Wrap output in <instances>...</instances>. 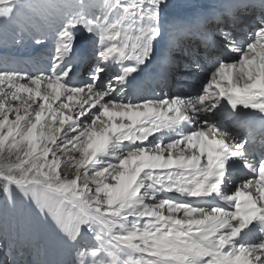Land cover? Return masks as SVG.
<instances>
[{
  "label": "snow or ice",
  "instance_id": "snow-or-ice-1",
  "mask_svg": "<svg viewBox=\"0 0 264 264\" xmlns=\"http://www.w3.org/2000/svg\"><path fill=\"white\" fill-rule=\"evenodd\" d=\"M174 7L0 0V264H264V0Z\"/></svg>",
  "mask_w": 264,
  "mask_h": 264
},
{
  "label": "bare ground",
  "instance_id": "bare-ground-1",
  "mask_svg": "<svg viewBox=\"0 0 264 264\" xmlns=\"http://www.w3.org/2000/svg\"><path fill=\"white\" fill-rule=\"evenodd\" d=\"M183 0H179V4L182 2ZM2 51H5L3 48L0 49ZM6 55H7V59H15L17 61H19L18 63V67L21 68V66L26 65L27 63H29V70H32V68L35 66L34 60H29L28 56L31 55V50H19V52H16L14 50H8L5 51ZM43 53H38L37 55H42Z\"/></svg>",
  "mask_w": 264,
  "mask_h": 264
},
{
  "label": "rangeland",
  "instance_id": "rangeland-1",
  "mask_svg": "<svg viewBox=\"0 0 264 264\" xmlns=\"http://www.w3.org/2000/svg\"><path fill=\"white\" fill-rule=\"evenodd\" d=\"M2 49V48H0ZM21 50H24V49H21ZM27 50H31V49H27ZM6 52L5 51H2L0 50V64L3 63V61L7 58V55L5 54ZM21 68H26V69H29V63H27L26 65H23L21 66ZM69 175H71V173H69ZM0 193H4V191L2 189H0ZM5 195H2L1 198L4 200L5 199ZM17 200L20 202V203H24V207H25V210L32 214V215H35L34 213V207H33V204H29L25 201H22L21 198L19 197V195H17ZM23 208V207H22ZM48 230H51V227H50V222H49V225H48ZM12 231H13V235H15L16 233V225L13 224L12 226Z\"/></svg>",
  "mask_w": 264,
  "mask_h": 264
}]
</instances>
